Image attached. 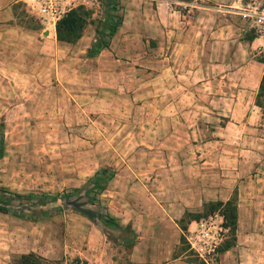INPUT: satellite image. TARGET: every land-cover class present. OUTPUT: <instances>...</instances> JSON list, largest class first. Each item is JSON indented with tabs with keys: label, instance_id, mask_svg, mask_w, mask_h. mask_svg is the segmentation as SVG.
Segmentation results:
<instances>
[{
	"label": "rangeland",
	"instance_id": "1",
	"mask_svg": "<svg viewBox=\"0 0 264 264\" xmlns=\"http://www.w3.org/2000/svg\"><path fill=\"white\" fill-rule=\"evenodd\" d=\"M255 2L264 0H93L77 7L88 16L76 42L83 37L90 46L77 50V60L64 57L59 74L52 58L42 59L40 73L21 81L32 88L24 102L16 94L5 102L0 92V190L49 198H12L9 213H0V264L30 253L47 264H264V92L257 99L258 87L254 108L233 114L212 77L189 94L180 121L160 106L169 96L167 70L181 58L200 57L215 76L223 73L215 39L228 40L237 67L256 72L264 65V40L243 15ZM116 21L124 24L117 53L138 58L122 66L120 78L84 61L96 44L110 42ZM6 67L0 64V88L17 83ZM104 169L113 178L96 194L90 181ZM233 198L237 229L214 254L204 250L200 258L188 240L179 243L185 213L200 215L196 221L221 215L208 204ZM100 214L116 226L104 225ZM188 219L185 238L194 222Z\"/></svg>",
	"mask_w": 264,
	"mask_h": 264
},
{
	"label": "crops",
	"instance_id": "2",
	"mask_svg": "<svg viewBox=\"0 0 264 264\" xmlns=\"http://www.w3.org/2000/svg\"><path fill=\"white\" fill-rule=\"evenodd\" d=\"M31 3L32 0H0V64L7 66L4 75L17 78L15 85L9 84L0 88V92L5 94L3 96L5 102L9 103L15 101V94L20 102H24L20 97L29 93L32 88L26 87L21 81L30 76H36V72L37 74L40 73L38 72V64L43 61L42 59L52 58L55 62V69L59 70V74L62 69V62L65 60L64 57L70 56L72 59L77 60V50L84 45L88 48L91 43L84 40L83 37L75 44L58 41L55 27L38 19L34 14V10L30 8ZM168 18H172V12L168 13ZM123 27L124 24L116 30L110 39L108 48L101 50L95 57L87 56L84 61L87 63L98 62L100 64L97 65V70L110 69L109 71L116 73L119 78L124 77L122 66H126V64L134 66L138 62V58L130 53H127L128 55L117 53L119 44H121L119 43L121 33L124 31ZM226 41L228 40H222V37L220 40L215 39L213 41L214 44L219 45L221 51L220 64L216 65L223 69L220 71L223 72L221 74L215 76L214 71L210 72L208 70L209 66L204 67L205 65L200 64L202 62L200 57L197 58V63L194 60L181 58L179 65L173 64L167 70V74L171 77V82L165 85L169 96L165 104L160 103V106L165 108L171 119L180 121V115L183 117L187 113L184 111L190 109L191 99L189 94L199 91L201 86H205L207 80L212 77L215 78L214 80L217 79L219 83L215 91L224 94L223 100L228 104L229 110H233V114L236 112L240 114L244 110L254 108L253 98L262 79L264 65L257 63L256 72L249 70L247 66L237 67L235 64L237 57L235 60L232 59L237 54H232L231 48L226 49ZM197 50L199 51L197 54H200V48H197ZM115 51L116 53H114ZM226 53H229V56L232 55V57H228L229 61H225ZM169 60H178V56L175 55ZM132 68L136 70V68ZM134 80H136L135 77ZM119 83L120 81L117 83V88L124 89L125 85ZM134 86L141 87L136 82H134ZM39 89L43 91L44 87L40 86ZM134 91L136 90L134 89ZM228 96H233V98ZM262 213L264 216V209Z\"/></svg>",
	"mask_w": 264,
	"mask_h": 264
},
{
	"label": "trees",
	"instance_id": "3",
	"mask_svg": "<svg viewBox=\"0 0 264 264\" xmlns=\"http://www.w3.org/2000/svg\"><path fill=\"white\" fill-rule=\"evenodd\" d=\"M86 16H88V12L84 11L82 8L73 9L69 12H67L55 25V34L56 39L60 42L65 43H75L82 35L83 29L86 25ZM118 29V22L110 25V29L108 32V37H112L116 30ZM109 43H102V44H96L94 48L89 50V55L92 56L96 53H98L100 50H103L107 47ZM264 92V75L261 79V83L258 90V97ZM256 106L262 108L261 103L256 102ZM2 149H3V141L0 139V158L2 155ZM108 170L104 169L103 171L96 172L93 179H91V190L96 191L97 193H100L104 190V187L107 185V183L113 178V173H107ZM89 189V190H90ZM88 190V189H87ZM60 195V194H58ZM62 196V195H61ZM97 196V195H96ZM94 196H88L89 203L96 202V197ZM64 197H69V194H65ZM12 198H17L19 200H25V201H33L37 200L38 202H42L45 200H48L49 198L44 195H37V194H28V195H19V194H13L11 192H7L5 190H0V213H9V208L7 205L12 201ZM214 205L220 208L221 216L224 220V227L228 229L229 233L234 234V232L237 229V206L235 203V199L227 200L226 202H215L208 204ZM210 216V215H209ZM207 216L206 218H208ZM200 218V215L191 216L189 213H185L183 217L179 220L180 222V230L181 235L179 238V243L184 244L186 243L188 246V243L185 238V233L187 230V227L185 225H182L183 222L189 218V221H196L193 220L195 218ZM98 219L106 226L115 227L116 222L115 220L108 214H100L98 216ZM200 219H197V221ZM179 223L177 225L179 226ZM223 250H226V246ZM15 264H47L46 260L43 258L35 255V254H25L20 256L16 261Z\"/></svg>",
	"mask_w": 264,
	"mask_h": 264
},
{
	"label": "built area",
	"instance_id": "4",
	"mask_svg": "<svg viewBox=\"0 0 264 264\" xmlns=\"http://www.w3.org/2000/svg\"><path fill=\"white\" fill-rule=\"evenodd\" d=\"M90 1L93 0H32L30 8L38 19L54 26L67 12L87 5ZM243 15L254 22L258 36L264 40V3H253ZM227 231L223 217L217 214L192 222L186 240L190 249L203 258L204 250L208 256L216 252Z\"/></svg>",
	"mask_w": 264,
	"mask_h": 264
}]
</instances>
